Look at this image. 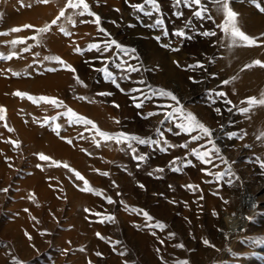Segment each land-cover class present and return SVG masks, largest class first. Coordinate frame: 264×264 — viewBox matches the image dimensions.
Masks as SVG:
<instances>
[{
  "label": "rangeland",
  "instance_id": "rangeland-1",
  "mask_svg": "<svg viewBox=\"0 0 264 264\" xmlns=\"http://www.w3.org/2000/svg\"><path fill=\"white\" fill-rule=\"evenodd\" d=\"M85 1L89 4L90 11L100 16L99 26L94 22V16L87 14L80 16L78 15L80 10L69 8V0H47V3L42 0H0V33H7V35H0V57H11V59H0V108L5 109L3 113L5 119L0 120V264H179L180 261H187L188 264H264V188L253 194L252 188L246 187L245 189L243 183L238 184L237 199L240 202H245V206H248L249 210L253 209L251 216L243 218L240 223H235L237 215L228 206L231 202L233 204L236 198L232 196L228 201L223 200L217 191L218 188L209 191L210 195L220 200V209L217 207L218 210L216 207L207 209L200 203H194L195 210L182 205L179 207L181 210H176L170 220L157 218L151 215L150 209L163 208L162 195H157L159 200H150L151 203H146L150 199L149 196L155 193L146 192L144 187L142 189L139 186L142 183L137 180L133 183V179L135 172L138 174L139 180L147 178L152 182L155 180L158 182L160 177L154 175L150 177L147 171L143 172L141 167L145 162L134 161L133 153L128 149L126 143L118 144L115 140H107L99 135V132L111 135L123 132L128 135H138L146 140L159 141L165 134L173 136V133L179 131L175 128V122H179L175 117L173 118L174 122L165 119L166 112H171L174 107H178L175 101L159 96L141 100L143 96L150 94L152 89L171 91L178 100L179 98L174 90L151 83L150 78L154 72L144 65L134 41H151L158 49L173 56L181 50L180 45L186 39L176 37L172 33L184 31L187 36L192 37L188 41L206 44L214 52L218 45L215 40L216 35L204 37L201 33L217 29L211 19V14L212 10L220 8L219 4L215 0H201L200 6L194 5L189 8L183 4L177 5L176 0H157L160 12L153 13L152 16H144L132 7V5L143 4L144 0H122L121 9L111 7L112 9L105 13L100 11L105 1ZM72 2L75 3L76 0H72ZM227 3L232 11L238 5H248L258 16L264 14V4L261 3V0H227ZM50 5H54L56 11L54 10L49 17L35 14L33 17L29 16L28 19L25 17L20 23L9 22L11 15L19 16L23 12L31 13L32 8ZM201 7L204 9V19L194 16V12L200 10ZM61 11L64 12L63 17H60ZM177 12L182 15L177 17L174 15ZM109 13L112 18L108 17ZM57 17L60 18L57 19ZM69 18H71V22ZM157 19L164 21L163 28L150 27ZM54 20L55 24L52 23ZM192 21L195 23L194 28L191 26ZM25 25L30 27L26 28ZM45 27L48 28L47 32H37L38 29ZM12 28L21 30L12 32ZM61 28L65 31L62 32ZM100 28H103L109 36L105 37L104 33L99 30ZM164 29L169 33L167 37L163 35ZM134 31L139 33H132ZM248 36L253 39L252 36ZM32 37H36V39H32ZM156 37H160V40L157 41ZM109 38L116 40L122 46L136 47L135 55L138 59L132 60L130 63L132 66L138 67L139 71L129 73L119 68L117 65L121 60L127 58L119 54L114 46L108 52L89 49L91 44L103 46L109 41ZM13 40L23 42L17 43L13 47L11 43ZM176 42H179L180 45ZM26 47L29 48L27 52L24 51ZM77 49H80V52H77ZM173 49L176 50L173 51ZM74 55L79 58L84 67V80L76 70L69 71L59 62L45 59V57H59L64 64L73 68L69 59ZM215 55L216 51L214 57ZM118 56L120 59L117 58ZM185 56L187 62L189 57ZM202 56L197 61H188L187 66L176 64L177 59L172 58L171 65L188 73L187 81L193 87H198L202 82H205L206 84L203 85L199 93V97L204 102L202 104L214 111L219 108L220 112L223 111L222 113L228 116V120L222 121L218 134L211 131L212 143L208 141L194 147L203 152L206 143L209 144L208 161L217 159L218 164L214 165L210 169L211 171H206V175L209 177L208 184L218 183L227 187L231 185V181L227 183L223 178L218 181L216 174L231 170L227 162L224 160L221 162L222 153L226 152L227 148L235 147L236 142L242 141L241 130L238 129L234 119L236 118L240 123L241 120L238 118V110L231 108L226 99L223 91L224 79L220 80L217 72L215 74L209 72L213 57L210 54L209 56L202 54ZM127 67L125 65V68ZM48 69H54V71H48ZM100 69L111 72L116 83L106 80ZM13 73L18 75H13ZM64 73L71 74L70 84L60 91L34 90L30 86L36 80L47 75L56 76ZM196 73H202L204 76L196 78ZM141 80L145 83H139ZM116 84H119L120 87L117 88ZM133 88L143 91L132 92ZM16 92L27 95L21 98L14 95ZM221 92L224 93V96L218 95ZM103 93H110V95H102ZM28 95L47 96L62 100L65 106L54 107L42 101L34 104L27 99ZM115 95L124 98V105L133 112L134 118H125L123 122L107 118L106 122H101L100 117L97 116L99 110L106 108L112 113L119 110V104L113 98ZM133 97L137 99L134 100ZM250 99L252 97H246L241 102L249 110L257 105L250 106L248 104ZM135 103H142V107L137 109L134 106ZM160 105L165 107H160ZM76 107L92 111L94 117L89 116L86 110L81 112ZM69 108L77 116L93 123L70 124L68 117L62 115ZM149 112H154L156 115L148 116ZM53 117H56L55 121H53ZM135 119L141 122L152 121L155 127L146 134L130 132L128 126ZM45 121L48 123L45 124ZM56 125H59V135L53 130ZM23 132L24 134H22ZM25 132L29 135L26 136ZM233 132L236 133V136L230 139L229 135ZM51 139L57 142L53 146L50 145ZM188 140L192 141V139ZM213 144L219 148V153L215 152ZM133 146L137 149L136 155H146L149 157L148 160H153L157 155H164L159 151V147H164L166 151L169 149L167 145L161 143L159 145H136L133 142ZM241 146V149L245 150L244 156H241L243 163L249 165L250 168H255L257 170L254 172L255 176L262 177L264 180V169L261 167L263 165L262 157L252 153L255 141L253 143L244 142ZM39 154L48 156L49 160L41 161ZM68 155L71 157L68 158ZM190 156H192L191 151ZM53 161L57 163L54 164ZM130 163L135 165V172L129 166ZM69 169L73 171H69ZM140 171L142 172L140 173ZM75 172H79L88 181L89 187L99 191L101 195L82 191L84 180H78L74 175ZM104 172H107L108 175L103 176L101 173ZM129 177L131 179H128ZM125 178L127 181H131L124 183ZM233 178L236 180L238 177ZM31 179L39 182L30 184L28 181ZM37 189L43 191L38 192ZM251 189L252 191H250ZM129 190H139V192L141 190L143 197L140 198H143V202L146 204L141 206L134 203L133 194L131 192V195ZM190 191L193 192V190ZM39 193L44 194L46 198L42 199L43 196ZM107 197H111L114 203L108 204ZM129 197L134 202L128 200ZM145 199H147L146 202ZM169 203L172 204V208L176 209L175 201ZM132 208L147 210L153 220L146 221L142 214L138 215L130 211ZM244 209L247 210L245 207ZM182 210H185L186 213L184 214L185 211ZM194 211L195 215L192 214ZM206 211L210 213L207 214ZM96 213H100V215H96ZM196 215H201V217H195ZM104 216H112L115 221L101 223ZM76 221L78 222L76 223ZM157 222L166 225L164 231L148 227V224ZM78 223L80 224L78 225ZM85 228L88 232L83 230ZM128 229L131 233L133 232L132 236ZM140 232L143 234L148 232L149 234L145 235L152 237L148 238L151 239V245L154 246L152 253H155L152 256L147 253L150 258L134 238L137 235H143ZM152 239L153 242L155 241L154 244ZM205 239L211 246L204 245ZM176 244H182L183 248H176ZM156 245L160 248H157ZM242 259H244L243 262Z\"/></svg>",
  "mask_w": 264,
  "mask_h": 264
},
{
  "label": "bare ground",
  "instance_id": "bare-ground-1",
  "mask_svg": "<svg viewBox=\"0 0 264 264\" xmlns=\"http://www.w3.org/2000/svg\"><path fill=\"white\" fill-rule=\"evenodd\" d=\"M96 1L97 2L105 1L104 6L101 7L102 9H100V11H102L103 13H105L107 10H111L112 9L111 7L121 9L122 0H96ZM237 1H239V0H237ZM93 2H95V1H93ZM62 3H63V1H62ZM261 3L264 4V0H261ZM60 7H61V5H60ZM98 7H96V8H98ZM218 7L222 8V5H219ZM220 8H217V10H212V14H211L212 15L211 19L213 20V23L217 26V29L216 30L214 29V31L216 32V38L217 39L215 38V40L218 43V45L216 46V50H214V52H213V50H210L209 48H211V47H207L206 44H203V43L198 44L196 42L193 43L192 41L190 42L188 40H183L181 45L179 42L178 43L176 42L178 45H180L181 50L176 55L172 56L171 54L167 53L166 51H162V50L158 49L156 47V45L153 44L151 41H138V40L134 41V43H136L138 51L140 52V55L142 57L144 65L149 67L150 69H152V71L154 72L153 76L150 78L151 83L155 86L159 85V86H163V87L170 88V89L174 90L177 93L178 98L181 101L180 105L183 106L184 110H186L187 112H191L194 116H196V118L201 123H203L206 127H208L210 131H215V133L218 134V130L222 124V121L226 120V119L228 120V116H225V114L222 113L223 111L217 112V111H214V109H211L209 107H205V105L202 104L203 99L199 97V93L202 90L201 88L203 87V85H205L206 83L202 82L198 87H193L187 81L189 74L181 71L183 69L179 70L177 68H174L171 65L172 58L177 59L176 64H178L180 66H185L188 61L193 62V61L199 60L201 57H203L202 54L207 55V56H209V54H210L211 57H213V62L210 65L211 67H209L210 68L209 72L211 74H215L217 72L220 80L224 79L225 82L227 81V83H224V85H223V91L226 95V99L228 100L231 108L238 110V112H239L238 118L241 120V123H240V121L237 122L236 118L234 119V121L237 123L236 125H238V129L241 130L242 141L236 142L235 147L227 148L225 150L226 152L222 153L223 158L221 159V162L223 160L225 162H227L228 165L230 166V169H231L230 172H225V173L223 172L224 173L223 180H226L227 183L229 181H231L230 186L224 187L223 184H218V183L213 184V185L208 184V181H209L208 178L209 177L206 175V171L212 169V167L214 165L218 164L217 159H212L207 164V163H202V162L196 160L195 158H193L192 156H190V151L192 149H194V147L209 141L208 137H204L203 139L198 140V141L192 140L190 142L188 140V139H192V136L198 135L199 134L198 132H193L191 134L185 133L184 135H176L173 133L172 134L173 136H170L169 134H165L164 137L161 140H159L161 142V144H163V145H164L163 141L166 140L169 144H172V145L187 144L188 147L187 148L172 147V148L167 149V151L164 153V155H161V156L157 155L153 160L145 161V163L141 167L143 172L147 171V173H149L157 167H163L165 169V171L163 173H155L154 174V176L160 177L158 182L156 180H155V182H152L149 179H147L146 177H145L146 179H140L139 180V176L137 177L138 174L135 172L136 171L135 165L130 163L129 166L135 172V174H134L135 177L133 179V183H135L137 180V182H140L144 185V189H146L145 190L146 192H152V193L154 192L155 193V194L153 193L154 195L149 196L150 199L148 201H147V199H145V202L147 201L146 203H148V202L151 203L152 201L159 200V199H157V198H159L158 196L162 195L161 196L162 197L161 203L163 204V208L157 209V210L151 208L150 210H151L152 216L157 217V218L161 217L164 220H167V219L170 220V218L172 216H174V212H176V210H181V208H179V207L182 205L183 206L187 205V207H192V210H193L194 209L193 204L194 203H200L201 206H204L207 209L216 207V209L218 210V208L220 207V204H219L220 200L214 198L209 193V191L214 190V189L217 190V188H218L217 191L219 192V194L221 195V198L223 200L228 201V200H230L229 198H231L232 196L236 198V199L234 198L236 200L235 201L236 203L233 202V204H232V202H231V204H229L228 206L231 207V210H233L234 213L237 215V219L235 220L236 221L235 223H240L243 220V218H248L251 216L253 209L249 210L247 208L248 206L247 207L245 206V204H246L245 202H240V200L237 199V195L239 192L238 184L243 183L245 186V189H246V187L252 188L253 194L260 192L262 190V188H264V180L262 179V177H257L254 174V172H256L257 170L255 168L248 167L249 165L247 166L246 164H244L242 159H241V156H244V151H245L244 148L241 149V147H242L241 145L244 142L253 143L255 141V146L252 150V153L255 156L262 157L263 165H264V104L257 103V105L253 106V108H250V110L246 113H242L240 111L241 109L246 108L245 104L241 103L244 98L252 97V98H255L257 101L264 99V66H262V65H264V14H262L263 16H258L257 13L255 14V12L252 10V8L249 7L248 5H238L235 8V10L233 11L236 13L235 20L230 21L229 24L227 25V27L229 28V34H225L223 32V30L221 29L220 25L224 24L226 17H225L223 9H220ZM55 9L56 8H54V5L53 6L52 5H50V6H39V7H36V9L32 8L31 13L30 12H28V13L23 12V13H20L19 16L11 15L9 18V22L20 23V21H22V19H24L25 17H27V19H28L29 16L33 17V15H35V14H40V15H43L45 17H49V16H51V14L54 12ZM98 10H99V8H98ZM107 15L109 18H112L110 13ZM72 18L74 19V17H72ZM79 22H80V20H79ZM77 23H78V21H77ZM78 24L81 25L80 23H78ZM8 25L11 26V24H9V23H8ZM14 25H15V23H14ZM88 26H89V24H88ZM191 26L194 28L195 23L194 22L191 23ZM233 27L242 31L244 34H248V35L252 36V38L255 40V44L248 45V44H246V42H242L238 38L236 39L235 42H233V40L231 39V36H230V32H231ZM144 31H145V29H144ZM132 33H139V32L134 31ZM172 40H174V39H172ZM215 51H216V55L214 57ZM71 55H73V54H71ZM185 55H187L189 57L187 59L188 60L187 62L185 59V57H186ZM204 60L205 59H203V61ZM257 61H259L260 63L257 64L256 63ZM69 62L73 66V69L76 70V72L79 74V76L84 80L85 79L84 78L85 77V75H84L85 70H84V67L81 65L79 58L75 55L70 56ZM203 76H204V74H202V73H196L195 74L196 78H200ZM70 78H71V74H69V73L59 74L56 76H48L47 75L45 77H42L41 79L36 80L33 83V85H30V84L29 85L31 87H33L34 90H42L43 89V91L46 90L47 92H57V91L62 90L65 86L70 84ZM147 81H148V79H147ZM19 82H22V81H19ZM17 84H19V83H17ZM58 95H59V93H58ZM113 98L119 104V110H116L113 113L106 108L99 110V115H97V114L96 115L100 117L99 119L101 122H104V121L106 122L107 118L114 119L117 121H122V122L125 121L124 120L125 118H134L133 112L124 105V101H125L124 98H122L119 95H115ZM76 108L81 112H84V110H86L89 116L94 117L93 114L91 113L92 111L90 112V110L88 111V109H82L81 107H76ZM154 127H155V124L152 121L141 122V121H138L135 119V121L131 125L128 126V130L130 132H136L139 134H146L148 131H152ZM22 134H24V132ZM25 134H26V132H25ZM28 135L26 134V136H28ZM27 139H28V137H27ZM27 139H25V140H27ZM49 142H50V140H49ZM54 143H57V142H55L54 140L51 139L50 145L53 146ZM209 148H210L209 144L206 143V146H205L203 151H208ZM52 149H54V148H52ZM68 154H69V152H68ZM71 155L74 156L73 154H71ZM71 155H68V158H69V156L71 157ZM185 157L192 160L193 165L186 167V168H182V170L178 173L172 172L170 165L171 166H179L180 163L185 160ZM206 159L208 160V158H206ZM173 160L177 161L176 165H172ZM263 169H264V167H263ZM218 170H221V169L218 168ZM141 172L142 171H140V173ZM251 175H253V176H251ZM142 177L144 178V176H142ZM233 177H238V178L235 180ZM161 178H162V180H161ZM128 179H131V178L129 177ZM123 180H124V178H123ZM126 181H127V179L124 181V183H126ZM36 182H39V181H36L35 179H31L28 181V183H30V184H33ZM120 183L122 184V180ZM130 184L132 185V183H130ZM190 184L195 186V189L193 190V192L190 191V189H188L186 187L187 185H190ZM169 186H171V187H169ZM40 189H41V187H40ZM40 189L39 190L37 189L38 192L43 191ZM252 189L250 191H252ZM141 190H140L141 193L139 192V190L138 191L137 190H132V191L129 190L128 192H130V194L132 192L133 195L132 194L131 195H132V197H134L135 202L132 199H130V197L128 200H132L134 203L140 204L141 206L145 205L146 203L143 202L144 201L143 198L142 199L140 198V197H143L142 196L143 193ZM40 194H41V196H43V197H41L42 199L46 198V197H44V194L42 195V193H39V195ZM130 194H129V196H130ZM211 194H213V193H211ZM45 196H48V195H45ZM74 196H75V193H74ZM77 197H78V195H77ZM79 197L82 198V196H80V195H79ZM47 198H49V197H47ZM83 198L85 199V196H83ZM70 200L72 201V199H70ZM150 200H152V201H150ZM168 200H170V201H168ZM74 201L76 202V200H74ZM171 201H175L176 206L178 208L177 207H176V209L172 208V206H171L172 204L170 205V203H169ZM75 202H74V204H75ZM78 202H80L79 199H78ZM72 203H69V204L71 205ZM84 203H85V201H84ZM76 204H77V202H76ZM244 207L247 210H245ZM182 211L184 212L185 210H182ZM185 213H186V211L184 212V214ZM194 213H195V211L192 214H194ZM206 213H207V211H206ZM208 213H210V212H208ZM197 216H199V215H196L195 217H197ZM219 216H221V215H219ZM199 217H201V215ZM194 219H197V218H194ZM73 220H75V219H73ZM77 222L78 221H76V223ZM79 224L80 223H78V225ZM81 226H82V224H81ZM81 228H83V227H81ZM83 230H86V228ZM194 231H195V229H194ZM86 232H88V231L86 230ZM195 232H197V230ZM132 233L129 230V234L131 236H132ZM141 234H143V233H141ZM145 234H149V233L148 232L144 233L141 236L137 235L134 238L138 241L137 242L138 245L140 246L141 249H143L145 251L146 255L148 253L149 256H152L153 253H155V252L152 253V251H154V248H153L154 246L151 245L152 243H151V239H150L152 237H150L151 235L147 236ZM248 234H249V232H248ZM148 237H150V238H148ZM152 242H153V239H152ZM154 242H153V244H154ZM156 244L159 245V243H157V242H156ZM165 244L167 245L168 243H165ZM130 246H132V245H130ZM169 246H171V245H169ZM157 248H160V247L157 246ZM168 249H170V248H168ZM243 260L244 259H242V262H243ZM240 261H241V259H240ZM152 262H155V261H152ZM115 264H117V263H115ZM153 264H155V263H153Z\"/></svg>",
  "mask_w": 264,
  "mask_h": 264
},
{
  "label": "snow or ice",
  "instance_id": "snow-or-ice-1",
  "mask_svg": "<svg viewBox=\"0 0 264 264\" xmlns=\"http://www.w3.org/2000/svg\"><path fill=\"white\" fill-rule=\"evenodd\" d=\"M42 2L47 3V0H42ZM177 5H181L183 4L185 7H192V6H200L201 5V0H176ZM215 2L219 5H222L224 14H225V22L223 25H220L221 29L223 30V32L225 34H229V28L227 27V25L229 24L230 21H234L236 18V13L233 12L230 8H229V4L227 3V0H215ZM68 7L69 8H73V9H77L80 10L78 12V15L80 16H84L85 14L89 15V16H94V22L97 24V26L100 25L101 23V18L99 15H96L94 13H92L89 9V4L85 2V0H76L75 3L72 2V0H69L68 3ZM132 7L134 9H136L138 12H141L144 16H152L153 13H159L160 12V5L157 3V0H144L143 4L140 5H132ZM174 15H176L177 17H180L182 15V13L177 12L174 13ZM64 16V12L61 11L60 13V17ZM194 16L200 19H204V9L203 7L200 8V10L195 11L194 12ZM60 17H57V19H59ZM69 21L71 22V18H69ZM91 22V21H90ZM53 24L56 23V21L54 20L52 22ZM164 25V21L161 19H157L155 20V23L150 25V27H156V28H163ZM24 27H30L29 25H25ZM21 29L20 28H12L11 31L12 32H19ZM101 32L104 33L105 37H108L109 34L103 29L100 28L99 29ZM48 28H41L38 29L37 32L38 33H44L47 32ZM61 31L64 32L65 30L63 28H61ZM0 35H7V33H0ZM65 35H67V33L65 32ZM163 35L165 37H167L169 35L168 31L166 29L163 30ZM172 35L176 36V37H180L186 40H191L192 37L191 36H187L185 34L184 31H176L174 33H172ZM202 36L204 37H212L216 35L215 31H204L201 33ZM230 36L231 39L233 40V42L236 41V39L238 38L240 41L242 42H246V44L248 45H252L255 44V40L251 39L248 35L244 34L242 31L238 30L237 28L233 27L231 32H230ZM32 39H36V37H32ZM157 41L160 40V37H156ZM23 41H16L13 40L11 41L13 47H15V45L17 43H22ZM115 47V49L118 51L119 54H122L123 57H126L127 59H123L121 60V62L117 65L119 68H121L122 70H125L129 73L131 72H136L139 71L138 67L132 66L130 61L132 60H136L138 59V57L135 55V53L137 52V49L134 47H125L122 46L121 44L117 43L116 40L114 39H110L109 41L104 43L103 46L97 45V44H91L89 45V49H95L97 52H108L112 49V47ZM176 49H173V51H175ZM24 51L27 52L29 51V48H24ZM77 52H80V49H77ZM118 59H120V57H117ZM0 59H11L10 56L8 57H0ZM46 60H54L59 62L61 65H63L65 68H67L69 71H75L70 65H66L64 64V62L59 58V57H45ZM257 64H259L260 62L257 61ZM125 65H127L128 67L125 68ZM264 66V65H262ZM48 71H54V69H48ZM100 71H102L104 73V78L106 80H109L111 82H113L114 84L115 79L112 76V73L107 71L106 69H100ZM13 75H18L17 73H13ZM79 82V81H77ZM139 83L144 84L145 81L141 80L139 81ZM227 83V81L225 82ZM116 87L119 88V84H116ZM151 87V86H149ZM132 92H137V91H143L142 89H136L133 88L131 90ZM14 95L19 96L21 98H24L27 94L22 93V92H16ZM102 95H110V93H103ZM218 95L220 96H224V93H218ZM152 96H159L160 98H169L172 101H175L176 105H178V107H174L172 109L171 112H166L165 113V119L168 120L169 122H174V117L176 118V120H178L179 122H175V128L178 129L179 131L176 132V135H179L181 133H186V134H191L193 132H198V135H194L192 136V140L193 141H198L203 139L204 137H208L209 138V143H212L211 141V137H212V132L209 130L208 127H206L203 123H201L196 116H194L191 112H186L183 108V106L180 105V101L177 99V97L171 92V91H166L164 89H152L151 93L148 95H145L141 98V100H148L150 99ZM27 99L32 101V103L36 104L39 102H45V103H49L51 105H53L54 107H63L64 102L62 100H57L54 98H50L47 96H39V97H34V96H27ZM133 99H137L136 97H133ZM227 102V101H226ZM264 104V99L257 101L255 98H252L248 101V104L254 105V104ZM137 109H140L142 107V103H135L134 105ZM160 107H165L164 105H160ZM217 112H220V109L217 108L216 109ZM229 111H231V109H229ZM242 113H246L249 111L248 108H243L240 110ZM5 112L4 108H0V120H4L5 117L3 115V113ZM62 115H65L68 117L69 119V123H80L83 122L84 124H92L93 122L90 120H86L83 117H79L77 116V114L72 110V109H68L66 113H63ZM156 115V113L154 112H149L148 116H153ZM53 121H55L56 117L52 118ZM48 123L47 121H45V124ZM43 126V125H42ZM94 126V125H93ZM95 127V126H94ZM54 131H56L57 135H59V125H56L55 128H53ZM9 131H11V129H9ZM171 131V130H170ZM99 135L101 137L106 138L107 140H115L116 143H126L128 149L131 150V152L133 153V160L136 162H145L149 159L148 156L146 155H136L137 149L136 147L133 146V142L136 145H159L161 142L157 141V140H152V139H143L138 135H128L125 134L123 132L118 133L116 135H111L109 133L106 132H99ZM236 136V133H231L229 135V138H233ZM69 143H71V141H68ZM163 143L165 145H167L168 148H172V147H180V148H187L188 145L187 144H180V145H172L169 144L166 140L163 141ZM18 146V145H17ZM201 147H204L203 145H201ZM213 149L215 150L216 153H219V148L215 147V144H213ZM159 151L161 153H165L166 149L164 147H159ZM191 155L195 157L196 160L202 162V163H208L209 161L206 158H209L210 153L209 151H203L201 152L199 148H194L191 150ZM39 159L41 161H47L49 160V157L43 154H39ZM54 164H56L57 162L53 161ZM177 161L173 160L172 161V165H176ZM193 165V161L188 159L187 157H185V160L183 162L180 163L179 166H171V171L174 173H178L182 170V168H186L188 166H192ZM37 167H39V165H37ZM65 167H67V165H65ZM261 167H264V165H261ZM69 171H73L72 169H69ZM165 171V169L163 167H157L155 168L153 171L149 172L148 175L151 177L153 176L155 173H163ZM103 176H107L108 173L104 172L101 173ZM74 175L76 176V178L78 180H84V188L81 189L82 191L85 192H94L96 195H101V193L99 191H96L92 188L89 187V183L87 180L84 179L83 176H81V174L79 172H75ZM224 173L220 172L216 174V179L219 181L223 178ZM159 178V177H157ZM141 188L144 187L143 184L139 185ZM171 187V186H169ZM188 189L190 190H194L195 186L194 185H187L186 186ZM5 191H7V189H5ZM119 195V193H118ZM106 202L108 204H112L114 203L113 199L111 197H107L106 198ZM187 207V205H185ZM127 207V206H125ZM87 211V210H86ZM130 211L140 215L142 214L143 217L145 218L146 221L151 222L153 220V217L146 211V210H142V209H137V208H132L130 209ZM96 215H100V213H96ZM104 221H108V222H114L115 218L112 216H104L102 218V220L100 221L101 223H103ZM148 227L150 228H155L158 229L160 231H164L166 228V225L164 223L161 222H157L155 224H148ZM99 235V234H98ZM153 235H155V233H153ZM174 235V234H173ZM101 239H103V237H101ZM205 246H211L209 244L208 240H204L203 241ZM176 248H183L182 244H176L175 245ZM179 264H188L187 261H180Z\"/></svg>",
  "mask_w": 264,
  "mask_h": 264
}]
</instances>
